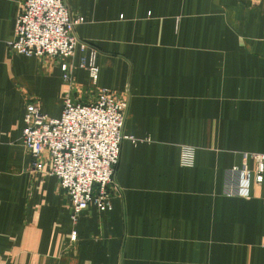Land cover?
I'll list each match as a JSON object with an SVG mask.
<instances>
[{"label":"crops","instance_id":"crops-1","mask_svg":"<svg viewBox=\"0 0 264 264\" xmlns=\"http://www.w3.org/2000/svg\"><path fill=\"white\" fill-rule=\"evenodd\" d=\"M23 1L0 0V264H264V174L248 199L225 191L264 154V0H65L99 52L96 83L86 52L67 60L72 85L60 60L9 48ZM103 89L129 102L120 191L73 223L49 165L31 168L26 109L59 118L67 94Z\"/></svg>","mask_w":264,"mask_h":264},{"label":"built area","instance_id":"built-area-1","mask_svg":"<svg viewBox=\"0 0 264 264\" xmlns=\"http://www.w3.org/2000/svg\"><path fill=\"white\" fill-rule=\"evenodd\" d=\"M83 22L84 18H72L65 0H24L14 39L8 46L26 57L60 60L63 81L70 85L73 69L67 60L80 48L86 52L80 67L96 83L99 52L75 32ZM128 107L126 99L117 98L107 89L89 103L75 101L67 94L59 118L43 113L38 103L27 106L22 143L31 156V168L41 173L49 165V174L57 178L59 188L70 200L73 223L91 205L101 212L112 210L111 200L120 191L115 176L122 142L128 138L124 134ZM249 158L255 163L253 170L244 164L226 172V194L248 199L252 180L262 183L264 154H244L245 160ZM193 163V148L183 147L181 164L190 167Z\"/></svg>","mask_w":264,"mask_h":264}]
</instances>
